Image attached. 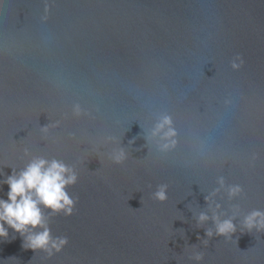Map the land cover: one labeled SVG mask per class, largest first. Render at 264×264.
Returning a JSON list of instances; mask_svg holds the SVG:
<instances>
[{"label": "water", "instance_id": "water-1", "mask_svg": "<svg viewBox=\"0 0 264 264\" xmlns=\"http://www.w3.org/2000/svg\"><path fill=\"white\" fill-rule=\"evenodd\" d=\"M34 158L77 177L67 243L0 264H264V0H0V180Z\"/></svg>", "mask_w": 264, "mask_h": 264}, {"label": "clouds", "instance_id": "clouds-1", "mask_svg": "<svg viewBox=\"0 0 264 264\" xmlns=\"http://www.w3.org/2000/svg\"><path fill=\"white\" fill-rule=\"evenodd\" d=\"M170 120L165 118L157 126L159 132ZM172 136L174 133L169 129L164 134ZM0 175H3L0 173ZM76 175L63 162L58 160H45L43 158L32 159L22 170L16 172L13 170L11 175H7L0 180V186L7 185L8 190L6 199L0 197V237H7L8 230L16 232L29 233L27 236V247L32 250L44 249L50 252L49 246L59 251L61 246L67 243L66 239H52L50 231L47 228L40 208L43 205L52 212L64 211L65 214H71L73 200L66 192V186L76 182ZM238 191L234 189L233 192ZM157 198L166 199L163 189L156 193ZM207 217L201 215L200 219ZM245 225L264 228V213L259 211L251 213L245 218ZM38 227L43 231H35ZM218 234L224 235L235 231V226L231 220H225L218 223ZM211 235V232L208 233Z\"/></svg>", "mask_w": 264, "mask_h": 264}]
</instances>
